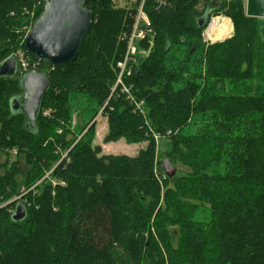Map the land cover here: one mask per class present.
Masks as SVG:
<instances>
[{
  "label": "trees",
  "instance_id": "16d2710c",
  "mask_svg": "<svg viewBox=\"0 0 264 264\" xmlns=\"http://www.w3.org/2000/svg\"><path fill=\"white\" fill-rule=\"evenodd\" d=\"M141 2L154 36L138 42L123 78L142 101L134 111L113 86ZM43 3L0 0V63L23 52L49 80L29 127L11 106L20 79L0 77V198L32 187L0 208V264H264L262 18L247 16L244 0H89L92 26L76 60L51 66L25 53L17 32ZM218 14L234 34L205 48L201 34ZM97 115L107 123L102 141L138 144L135 156L102 152ZM17 203L25 216L15 221ZM198 208L206 217H194Z\"/></svg>",
  "mask_w": 264,
  "mask_h": 264
},
{
  "label": "water",
  "instance_id": "95a60500",
  "mask_svg": "<svg viewBox=\"0 0 264 264\" xmlns=\"http://www.w3.org/2000/svg\"><path fill=\"white\" fill-rule=\"evenodd\" d=\"M89 0H44L40 15L29 26L22 49L34 59L51 66H67L77 58L82 40L92 26V14L85 7ZM245 14L264 18V0H245ZM205 18L199 19V25ZM0 77L20 79L22 96L11 100L13 109H18L29 127L34 126L41 98L49 87L48 78L40 72L20 74L16 57L9 56L0 63ZM167 176H173L175 168L167 160L162 163ZM25 216V209L17 203L11 215L15 221Z\"/></svg>",
  "mask_w": 264,
  "mask_h": 264
},
{
  "label": "rangeland",
  "instance_id": "374dc122",
  "mask_svg": "<svg viewBox=\"0 0 264 264\" xmlns=\"http://www.w3.org/2000/svg\"><path fill=\"white\" fill-rule=\"evenodd\" d=\"M113 2H114V5L116 7H122V6H129L130 5V0H113ZM244 2H245V0H244ZM32 15H33V12L30 13V17H32ZM214 16H217V15H213V17ZM225 17H226L227 21L223 19L221 22H220L219 18H213L211 20L210 24L208 25L207 30L202 32V34H201V42L203 43L205 48H207V46H210L212 44L213 45H215V44L217 45V44H220V43H224L225 41H227V39H229V38H231L233 36V34H234L233 22L231 21V19L228 16L225 15ZM215 19L218 20L219 24H218L217 27H215L216 29L213 30V29L210 28V25H211V23H213V20H215ZM226 22L230 23L229 26H227ZM259 22L260 23L258 24L259 25L258 26V28H259L258 35H259V37L261 39V42H262L261 51H262V53H264V18H262ZM28 28H29V24H27V25L23 26L22 28H20V30H18L17 32L25 36ZM212 32L215 33V35H216L215 37L217 39H215L212 36ZM226 33H228V35L223 38V35L226 34ZM205 36L208 39H210V40H212L214 42L208 43L206 41H203V38ZM19 53L22 54L23 52L19 51L17 54H19ZM226 87H227V91H229L230 86L227 85ZM20 96H22V93H21ZM137 101H138V99H137ZM140 103L142 105V102H140ZM48 113H49V110L44 111V115H48ZM94 120L96 122V124H95V140H94V142L100 146V148H101L103 153H107V154H125L127 156H135L137 154V150L140 147V145H138V144H134V143H129L128 144V143H125L121 139L119 141H116V142H107V143L103 142L102 138H103V136H104V134H105V132L107 130L106 119L102 115H97ZM74 123H75V117L73 115H71V124L73 125ZM202 123H203V121L198 120L195 124L196 125H201ZM190 124H191V122H190ZM191 128H192V126H191ZM164 145H165V140L163 139L160 142V144H159V147L157 149V154L155 153V159H154V165H153L154 168H155L156 161L159 158V155L163 152V148H164L163 146ZM11 153L12 154L10 155V160H9L10 163H12L14 161V158L16 157L15 156L16 152L14 150H12ZM3 162H5V155H2L0 157V163H3ZM20 165H22V164H20ZM175 165L177 167V171L179 172L178 175L179 174H184V173L189 174V172L191 171V169L189 167L180 165L179 163H176ZM219 169L221 171H223L224 166L220 165ZM0 171H3V170L0 169ZM44 177L49 179V177H50V171L49 170L45 172ZM49 182L52 183V186L56 185V181L53 180V179H50ZM29 190H30V192H32V187H30L25 192H21L19 195H16V196H14L12 198L4 199V200L2 198H0V208L5 207L7 204H9V203H11V202H13L15 200H22V196L24 194H26ZM161 201H163V200L160 199V202ZM32 205L35 206L34 203ZM206 215L207 214H206V212L203 209L201 210V208H198L197 209V213L195 214L194 217L196 219H201V218H203V216L206 217Z\"/></svg>",
  "mask_w": 264,
  "mask_h": 264
},
{
  "label": "built area",
  "instance_id": "2783aa9c",
  "mask_svg": "<svg viewBox=\"0 0 264 264\" xmlns=\"http://www.w3.org/2000/svg\"><path fill=\"white\" fill-rule=\"evenodd\" d=\"M213 18H219L220 21H222L223 19L224 20L226 19V17L223 14H218L217 16H214V17L211 16L204 31L207 30L208 25ZM153 36H154V31L152 28L151 21L149 20L146 13L143 11L142 2H141L137 8L131 31L129 35L127 36L126 48H125L124 54L116 62L117 75H116L115 83L113 86V89L118 86L120 91L126 94L127 99L130 101V103L132 104L134 108V111H135V108L136 110L141 109L140 102L142 101L138 102L137 100L133 98V96L130 94L131 85L125 84L123 81V78L124 76L129 75L131 73L132 65L137 60L138 42L143 41V40H151ZM203 41H206L208 43L213 42L212 40L208 39L206 36L203 38ZM16 60L18 63L19 71L22 72V71L30 70V72H35L34 68L37 65L36 62H29L26 59L24 53L17 54ZM154 137L156 140L158 139V136L155 135Z\"/></svg>",
  "mask_w": 264,
  "mask_h": 264
},
{
  "label": "bare ground",
  "instance_id": "6f19581e",
  "mask_svg": "<svg viewBox=\"0 0 264 264\" xmlns=\"http://www.w3.org/2000/svg\"><path fill=\"white\" fill-rule=\"evenodd\" d=\"M225 20H226V19H225ZM226 21H227V20H226ZM210 22H211V21H210ZM220 22H221V21H220ZM209 24H210V23H209ZM218 24H219V23H218V20L215 19V20H213V23H211L210 28L213 29V30H215L214 28L217 27ZM228 24H230V23L228 22ZM129 32H130V31H127L126 33L128 34ZM228 33H229V32H228ZM228 33L224 34V35H223V38H224L226 35H228ZM212 36H213L214 38H216V37H215L216 35H215L214 32H212ZM125 38H127V37H125ZM213 42H214V41H213ZM35 69H36V68H35ZM35 69H34V70H35ZM127 77H128V76H127ZM124 78H125V77H124ZM143 104H144V103H143Z\"/></svg>",
  "mask_w": 264,
  "mask_h": 264
},
{
  "label": "crops",
  "instance_id": "0c3cea01",
  "mask_svg": "<svg viewBox=\"0 0 264 264\" xmlns=\"http://www.w3.org/2000/svg\"><path fill=\"white\" fill-rule=\"evenodd\" d=\"M214 29H216V28H214Z\"/></svg>",
  "mask_w": 264,
  "mask_h": 264
}]
</instances>
